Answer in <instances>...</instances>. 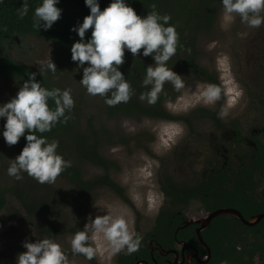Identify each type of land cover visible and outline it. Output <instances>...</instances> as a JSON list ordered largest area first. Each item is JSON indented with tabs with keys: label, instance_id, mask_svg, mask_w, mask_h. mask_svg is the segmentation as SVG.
Masks as SVG:
<instances>
[{
	"label": "flooded vegetation",
	"instance_id": "1",
	"mask_svg": "<svg viewBox=\"0 0 264 264\" xmlns=\"http://www.w3.org/2000/svg\"><path fill=\"white\" fill-rule=\"evenodd\" d=\"M222 13L206 27L198 22L185 35L188 52L178 51L194 67L179 61L173 70L183 87L160 103L170 118L158 120L179 129L162 133L157 155L152 146L158 198L133 215L138 249L98 253L95 246L91 264H264V23H226ZM195 83L196 95L212 84L219 98L177 107L178 95Z\"/></svg>",
	"mask_w": 264,
	"mask_h": 264
},
{
	"label": "clouds",
	"instance_id": "2",
	"mask_svg": "<svg viewBox=\"0 0 264 264\" xmlns=\"http://www.w3.org/2000/svg\"><path fill=\"white\" fill-rule=\"evenodd\" d=\"M220 2L225 13L229 16L238 14L242 23L253 27L264 23V0ZM83 3L89 11L81 22L70 27L79 39L72 42L69 51L70 59L82 69L79 83L88 94H99L109 106L129 100L132 89L118 67L124 62L125 50L133 56L138 52L140 56H151L154 61V66L149 64L145 67L141 83L151 87L140 94V99H146L149 104L155 103L165 81L176 89L183 87L181 75L166 64L176 53L178 41L174 25L167 23L170 19L168 14H160L153 9L141 17L126 0H109L102 10L98 0H83ZM57 4L58 0H40L33 10L34 27L50 28L60 18L62 10ZM17 11L20 17L26 15L27 4ZM89 29L90 36L85 39V32ZM39 63L41 70L57 71L49 52L47 60ZM27 76L15 95L0 103V118L4 121L0 136L8 145L17 143L21 136L26 141L19 153L9 159L6 173L15 180L22 179L21 173H26L38 183L51 184L71 165V161L56 151L57 140H49L37 133L50 131L58 120L66 121L69 118L66 112H71L74 100L69 89H48L35 79V72H29ZM220 92L219 87L209 84L202 96L212 102L219 98ZM106 93L110 95L106 96ZM49 99L53 101L54 108L49 107ZM226 114L220 113L221 116ZM90 229L103 234L113 253L121 250L132 253L139 247L141 236L130 230L129 221L123 216L105 214L88 219L83 229L72 235L70 247L73 254H82L87 259L94 256L95 249L88 243ZM22 246L24 251L16 255L15 264H68L60 244L50 238H37L31 242L24 240Z\"/></svg>",
	"mask_w": 264,
	"mask_h": 264
},
{
	"label": "rangeland",
	"instance_id": "3",
	"mask_svg": "<svg viewBox=\"0 0 264 264\" xmlns=\"http://www.w3.org/2000/svg\"><path fill=\"white\" fill-rule=\"evenodd\" d=\"M183 1L186 2V0H173L168 5L172 7L168 15L170 18H175L174 26L176 28L189 18L185 12ZM188 2L190 3L189 8H194L198 4V0H188ZM221 17L225 19L226 23H231V19L239 17V15L233 13L229 16L223 11ZM197 22V18H194L190 25H195ZM220 44L223 47L228 45L226 42L224 45L222 42ZM5 48L14 59L43 74L55 85H51V88L70 90L74 104L71 112H66V115L69 119H72L71 115L73 114L75 117L77 116L79 124L76 125L77 130L80 133H89L86 143L90 142L91 131L89 128L96 129L97 151L103 158L111 162V164L109 162L106 165H100L86 159L76 161L81 179L93 181L107 174L110 179L123 188L131 205L104 185H92L88 189H82L62 176H57L51 184H41L26 173H21L22 179L20 180L13 179L7 175L6 168L9 159L17 155L14 151L15 147L6 144L3 137L0 136V191L5 198V203L0 208V264H15L16 255L24 251L22 241L31 242L37 238L45 237L60 244L66 253L68 264H91V261L82 254H73L71 251L70 240L74 234L71 230L78 224L83 227L88 219L96 215L105 214L112 217L123 216L130 225L137 209L143 208L146 201L156 204L158 198V193L155 194L157 187L154 180L156 169L154 159H150L140 148L135 147L130 137L135 133L151 132L154 139L152 144L156 147L155 155H157V151L162 149V133H167L164 137H170L171 133H176L179 126H176L175 123L166 125L167 123L155 118L144 117L138 121L120 113L110 114L105 106V98L99 94L95 96L88 94L79 83L82 69L76 67V63L70 59V54H62L48 39H40L31 34L17 35L6 42ZM48 52L57 69L55 73L47 68L41 70L39 62L47 60ZM137 55L140 56L139 52ZM140 57L148 64L154 65L151 56ZM166 64L168 67H177L171 57ZM20 84L19 80L0 76V103L6 102L14 96ZM198 86L199 83H195L186 88L178 95L179 98L175 105L182 106V108L189 107L197 99L208 102L202 93L196 95ZM205 88L206 86L203 87V90ZM88 121L91 126L88 125ZM3 123V118H0V130L3 128ZM117 137L129 139V142L119 143ZM66 142L65 140L58 142L56 151L63 149ZM148 146L151 150L153 149L150 143ZM19 190L25 194V197L21 195V199L18 198L16 192ZM29 200H32L33 204L38 201H45L46 204L41 212L36 210L29 212L24 205V203H29ZM88 234L90 236L89 243L95 250V246L97 247L98 253L111 252L102 233L90 229ZM102 255L104 256V254Z\"/></svg>",
	"mask_w": 264,
	"mask_h": 264
},
{
	"label": "trees",
	"instance_id": "4",
	"mask_svg": "<svg viewBox=\"0 0 264 264\" xmlns=\"http://www.w3.org/2000/svg\"><path fill=\"white\" fill-rule=\"evenodd\" d=\"M172 1L173 0H126V3H128L138 15L143 17L153 9L160 14H169L172 7L168 5H170ZM98 2L99 7L102 10L109 3V0H98ZM25 3L28 6L27 14L20 17L17 10ZM39 3L40 0H0V76L22 82L28 78L27 73L35 72V79L40 81L41 86L51 89V85L54 84L45 78L43 74L34 71L9 55L5 48L6 42L17 35L31 34L37 38L52 41L62 54L69 55L70 45L73 41L79 39L75 31H70V27L81 22L83 17L88 14L89 9L84 5L83 0H58L56 6L62 10L60 18L56 20L50 28L44 30L36 28L33 25V10ZM183 4L185 6V12L189 18L181 26H178L177 28L174 26L175 31L183 36L178 39L176 46L175 55L178 56V63L176 57L174 59V56H171V58L175 60L176 66L179 64V61H181L183 67L184 65L194 67V64L190 61L188 56L183 60L179 59L178 51L182 49L187 53L189 49L190 39L186 38L185 35L193 34L198 22V25H202L201 27H206L205 24H208L207 22L216 15L218 9L222 7V4L220 0H198V4L194 8H189L190 3L188 0H186V2L183 1ZM194 18H197L198 22L195 25H190V22ZM174 19V17L170 18L167 23L174 25ZM90 31L91 29L86 30L85 39L90 36ZM148 65L149 64L140 56H133L125 50L124 62L118 67L131 86L132 95L127 102H120L112 106L105 103L107 112H110V114L120 113L126 115L128 118H133L138 121L144 117L157 119L162 117L170 118L169 113L162 111V106L160 105L162 97L171 98L173 94L176 95L178 92V89L174 88L170 82H164L163 88L158 94L155 103L149 104L146 99L139 98L141 93H146L151 87L150 85L144 86L141 83L145 74V67ZM170 68L173 70L175 66H171ZM166 86L170 88H167ZM105 95L108 96L110 93H106ZM48 104L51 108L55 107L51 99L48 100ZM71 116L72 119L68 118L64 122L58 120L56 125L52 127L50 131L37 133V135H43L49 140L55 139L58 142L64 140L67 141L65 144L66 146H64L63 149H59L60 151L57 152L61 154L64 159L70 160L71 165L65 168L58 176L68 178L70 182L82 189H88L92 185L107 186L118 194L123 201L129 203L123 188L117 182L110 179L107 174L101 176L100 179H95L93 181H85L81 179L76 161L86 159L92 163L100 165H106L110 161L103 158L97 151V138L95 136L96 129L87 126L91 131V136L90 142L86 143L85 141L88 138L87 135H89V133H80L77 130L78 127H76V125H79L78 119L76 118L77 116L75 117L74 114ZM88 125L91 126L89 121ZM130 138L135 147L140 148L148 157H150V159L153 158L151 154L153 152H151L152 150L148 146L149 143L151 147L153 146L152 141L154 139L151 132L144 131V133H135V135ZM127 141L129 142V139L117 137V142L119 143H127ZM25 142L24 137L21 136L17 143L14 144V151L16 154L19 153ZM72 150L75 154L74 152H71ZM109 164H111V162ZM16 193L20 199L21 195H24L23 197H25V194L22 193L21 190ZM28 198L30 199L29 195ZM22 202L24 201L22 200ZM4 203L5 198L0 191V208ZM36 203L33 204L32 200H29V203H24V205H26L29 212L34 210L41 212V209H43L46 202L38 201ZM78 230L82 229L78 228Z\"/></svg>",
	"mask_w": 264,
	"mask_h": 264
}]
</instances>
